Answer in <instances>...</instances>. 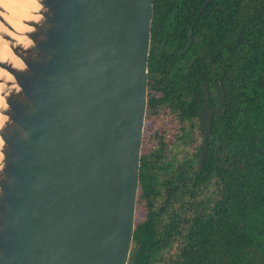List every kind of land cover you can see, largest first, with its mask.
I'll return each mask as SVG.
<instances>
[{"label": "water", "instance_id": "1", "mask_svg": "<svg viewBox=\"0 0 264 264\" xmlns=\"http://www.w3.org/2000/svg\"><path fill=\"white\" fill-rule=\"evenodd\" d=\"M153 15L154 0H0V264H128ZM201 88L199 169L226 107L220 81L216 105Z\"/></svg>", "mask_w": 264, "mask_h": 264}, {"label": "trees", "instance_id": "2", "mask_svg": "<svg viewBox=\"0 0 264 264\" xmlns=\"http://www.w3.org/2000/svg\"><path fill=\"white\" fill-rule=\"evenodd\" d=\"M154 0L148 100L194 117L220 81L204 164L167 175L164 193L139 183L128 264H264V0ZM189 30L191 39L189 41ZM199 135L200 132H199ZM150 194V196H148Z\"/></svg>", "mask_w": 264, "mask_h": 264}, {"label": "flooded vegetation", "instance_id": "3", "mask_svg": "<svg viewBox=\"0 0 264 264\" xmlns=\"http://www.w3.org/2000/svg\"><path fill=\"white\" fill-rule=\"evenodd\" d=\"M200 9L199 11H202ZM159 95L160 91L148 87L140 158V185L142 183L148 186L146 188L147 191L152 193L154 191L152 190V186L156 184L158 196H162L165 191L167 175H170L169 173L175 169H178L180 173L186 171V179L190 185L192 184L195 170V123L192 114L186 116L180 115L179 113L171 112L165 105H154L153 103V106H149L148 100L153 96L159 97ZM163 107L168 108V113L178 120L180 127L176 130L170 131V127L167 124H164L165 126L162 127L160 123L158 124L157 117L163 113ZM175 147L176 149L173 150Z\"/></svg>", "mask_w": 264, "mask_h": 264}, {"label": "rangeland", "instance_id": "4", "mask_svg": "<svg viewBox=\"0 0 264 264\" xmlns=\"http://www.w3.org/2000/svg\"><path fill=\"white\" fill-rule=\"evenodd\" d=\"M168 108L163 107L162 111L163 113L157 117L158 124L160 123V126H165L164 124H167L170 127V131L176 130L177 128L180 127V124L176 118H174L170 113H168ZM166 111V113H165ZM170 133V137H171ZM201 143V135H199V128L194 127V150L196 151L197 146H200ZM173 148V150H175ZM144 216V209L143 208H138L136 205V213H135V220L138 218H141Z\"/></svg>", "mask_w": 264, "mask_h": 264}, {"label": "bare ground", "instance_id": "5", "mask_svg": "<svg viewBox=\"0 0 264 264\" xmlns=\"http://www.w3.org/2000/svg\"><path fill=\"white\" fill-rule=\"evenodd\" d=\"M19 1H24V0H19ZM1 100V99H0Z\"/></svg>", "mask_w": 264, "mask_h": 264}]
</instances>
